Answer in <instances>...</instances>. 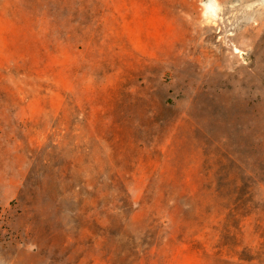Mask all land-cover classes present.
<instances>
[{
  "label": "rangeland",
  "instance_id": "1",
  "mask_svg": "<svg viewBox=\"0 0 264 264\" xmlns=\"http://www.w3.org/2000/svg\"><path fill=\"white\" fill-rule=\"evenodd\" d=\"M0 0V264H264V0Z\"/></svg>",
  "mask_w": 264,
  "mask_h": 264
},
{
  "label": "water",
  "instance_id": "2",
  "mask_svg": "<svg viewBox=\"0 0 264 264\" xmlns=\"http://www.w3.org/2000/svg\"><path fill=\"white\" fill-rule=\"evenodd\" d=\"M202 4L206 13L213 14V9L215 6L214 0H204Z\"/></svg>",
  "mask_w": 264,
  "mask_h": 264
}]
</instances>
